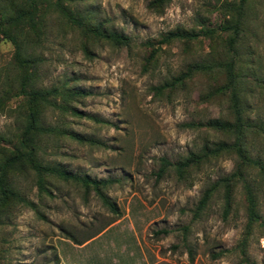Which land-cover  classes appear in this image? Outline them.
I'll return each mask as SVG.
<instances>
[{
    "label": "rangeland",
    "instance_id": "rangeland-1",
    "mask_svg": "<svg viewBox=\"0 0 264 264\" xmlns=\"http://www.w3.org/2000/svg\"><path fill=\"white\" fill-rule=\"evenodd\" d=\"M147 2L69 3L128 35L129 48L86 39L59 14L48 15L46 38L33 51L40 60L35 83L83 93L65 110L42 108L40 123L58 130L42 132L37 156L69 173L111 178L102 188L111 207L91 187L53 173L39 190L27 169L13 178L23 200L10 198L0 210V264H264V137L252 131L246 137L248 154L260 161L245 170L258 215L247 234L241 181L226 214L220 189L194 212L202 190L234 169L235 155L209 157L181 176L172 165L155 175L160 156L174 162L228 139L207 124L232 118L227 94L212 92L223 81L221 73L195 70L182 83L155 88L196 62L224 57L228 31L218 25L229 18L225 0H170L159 13ZM241 25L235 50L244 77L242 104L248 119L264 122V0H246ZM204 27L215 31L206 36ZM175 28L196 35L159 43L162 33ZM146 41L158 49L144 67ZM12 54L11 42L0 37V147L19 125ZM55 101L61 102L59 95Z\"/></svg>",
    "mask_w": 264,
    "mask_h": 264
},
{
    "label": "trees",
    "instance_id": "trees-1",
    "mask_svg": "<svg viewBox=\"0 0 264 264\" xmlns=\"http://www.w3.org/2000/svg\"><path fill=\"white\" fill-rule=\"evenodd\" d=\"M70 1L0 0V37L6 38L13 45L11 63L15 68V73L11 78V85H14V94L20 97V101L15 106L19 116L17 131L6 140L8 142L6 147H0V210L6 207L10 198L23 200L14 186L13 178L26 174L27 169L33 172L34 184L39 190L43 188L45 177L53 173L65 180L77 181L85 188L91 187L101 200L111 207L102 191V188L112 181L111 178H90L87 175L69 173L62 168L43 163L37 156L42 132L51 133L58 130L57 126H44L40 123L42 108L48 105L65 110L69 106L68 101L70 99L83 93L79 89L70 90L64 88V90H58L57 86L45 87L38 86L35 83L36 67L40 60L33 51L35 46L46 38L45 30L48 15L52 12L59 14L67 25L77 29L86 39L89 37L101 39L117 47L124 46L129 48L131 46L128 35L114 29H108L89 10L82 13L78 9L71 7ZM169 1L148 0L147 5L153 11L159 13ZM245 3L246 0H225L224 11H226V16L229 18H225L224 22L218 25L221 30L228 31L227 39L223 44L225 49L223 58L213 62V64L196 62L193 66H188L184 71L179 72L172 79L155 86L156 89H162L165 86L182 83L184 78L189 77L195 70H212L214 73H221L223 81L215 86L212 92L217 91L227 94L228 107L232 118L231 120L211 118L207 121V124L214 129L223 131L228 139L218 140L211 145H205L201 151L189 152L185 157L174 162H169L165 157L160 156L158 158L160 165L155 171V175L160 176L167 165H172L177 175L181 176L185 169L192 165H197L209 157L222 153L235 155L237 160L234 169L230 173L213 180L202 190L194 212L196 213L204 207L210 196L220 189L224 203L222 212L226 214L230 205L233 187L238 181H241L246 201L245 234H247L251 224L257 220L258 215L253 190L245 178V170L251 163L258 165L260 161L248 154L246 137L250 131L264 137V122L257 123L248 119L240 93V86L244 77L236 57L235 45L244 32L241 18L244 14ZM214 31V28L209 27H204L200 30L206 36L214 33ZM195 35L196 33L191 30L175 28L162 33L158 41L161 43L169 42L173 39L187 40ZM146 43L150 48L143 57L144 67L153 59L158 49V47L153 46L151 41H146ZM81 44L82 51L88 53L89 49L86 42L82 41ZM57 95H59L61 100L59 103L55 101V96ZM70 111L72 113L76 112L73 108ZM87 116L94 117L89 114ZM70 135L80 141L87 140V138L75 133ZM0 138H2L1 135ZM156 231L159 233L166 232V229L160 228Z\"/></svg>",
    "mask_w": 264,
    "mask_h": 264
},
{
    "label": "crops",
    "instance_id": "crops-1",
    "mask_svg": "<svg viewBox=\"0 0 264 264\" xmlns=\"http://www.w3.org/2000/svg\"><path fill=\"white\" fill-rule=\"evenodd\" d=\"M148 264H151V263H148Z\"/></svg>",
    "mask_w": 264,
    "mask_h": 264
}]
</instances>
